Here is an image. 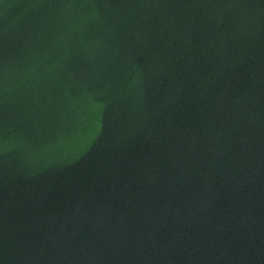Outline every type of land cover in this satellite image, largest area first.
Segmentation results:
<instances>
[{"label": "water", "instance_id": "obj_1", "mask_svg": "<svg viewBox=\"0 0 264 264\" xmlns=\"http://www.w3.org/2000/svg\"><path fill=\"white\" fill-rule=\"evenodd\" d=\"M0 264H264V0H0Z\"/></svg>", "mask_w": 264, "mask_h": 264}]
</instances>
